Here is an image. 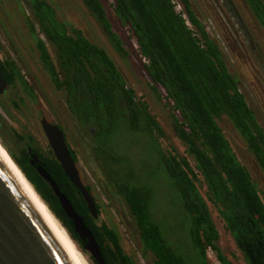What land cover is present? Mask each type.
<instances>
[{
	"label": "trees",
	"instance_id": "1",
	"mask_svg": "<svg viewBox=\"0 0 264 264\" xmlns=\"http://www.w3.org/2000/svg\"><path fill=\"white\" fill-rule=\"evenodd\" d=\"M25 1L24 5L18 4L24 16L25 38L52 84L65 94L68 110L83 137L93 138L107 184L127 203L144 255L151 257L153 264H211V252L220 264H233L219 245L221 235L210 202L247 262L264 264V200L260 183L256 173L240 160L220 122L227 119L231 123L263 176L264 127L241 91L239 77L231 73L224 47L209 33L189 0L179 2L181 12L176 10V0H115L114 14L136 40L149 77L146 85L156 100H166L175 135L195 166L188 157L163 151L162 140L167 136L164 127L107 48L91 42L82 29L67 21L57 0ZM81 1L104 29L117 55L129 64L130 51L114 31L104 1ZM244 1L264 29V0ZM7 18H12V14ZM49 47L54 50L55 59ZM21 72L12 58L3 60L0 56V73L8 88L20 87L34 97L33 87ZM16 102L12 105L18 108ZM124 128L147 137L165 164L185 215L184 242L169 238V234L173 236L172 228L163 221L166 218L158 215L149 180L142 179L131 161L120 157L111 146V139ZM15 160L83 249L85 242L49 184L30 165L28 157ZM46 168L95 235L106 263L138 264L125 252L115 228L97 224L80 190L59 162L49 159ZM98 211L100 214L99 206Z\"/></svg>",
	"mask_w": 264,
	"mask_h": 264
},
{
	"label": "rangeland",
	"instance_id": "2",
	"mask_svg": "<svg viewBox=\"0 0 264 264\" xmlns=\"http://www.w3.org/2000/svg\"><path fill=\"white\" fill-rule=\"evenodd\" d=\"M103 1L108 9L114 31L121 35L130 51L129 64L117 55L106 37L104 29L90 15L81 0H57L58 4L61 5L63 17L75 27L82 29L91 42L107 48L126 75L130 85L138 91L140 97L145 96L151 104L153 114L158 117L167 134L162 140L163 151L188 157L191 164L195 166L192 157L187 156L183 143L175 135L171 114L165 107L166 100L164 99L162 102L156 100L146 85L149 77L143 67L145 60L139 55L136 40L132 38L131 33L121 25L115 16V0ZM176 1L179 2V0ZM191 1H193L194 11L207 26L209 33L224 47L228 57L229 69L232 74L239 77L241 91L246 95L260 124L264 127V29L257 22L244 0ZM20 2L24 5L26 1L0 0V56L3 60L12 58L29 75L30 84L36 86L39 99L42 96L44 101H36L35 105L39 106L38 109L27 97L25 104H21V107L17 108L12 105V101L10 104V95L8 98L0 95V116L4 123L0 129V132L4 133H1V139L9 145V148L14 149L16 146L24 145L16 138L15 133L23 137H32L35 139V147L38 146L41 152L47 153V141L41 129L40 120L42 117L39 113L46 109V117L49 121H53L52 117L58 118L73 140L75 148L79 150L78 165L81 176L86 185L90 186L91 195L97 203V208L100 207V217L96 220L97 224L100 226L105 223L115 228L120 235L125 252L131 255L138 264H153V259L145 256L142 251L139 234L127 203L115 193L111 185L107 184L100 166L101 161L88 151V141L82 140L83 133L80 132V128L75 124L68 110L65 94L55 88L39 57L37 58L31 50L32 45L25 38L27 31L24 16L18 9ZM8 14H12V18H7ZM49 50L55 59L54 50L51 47ZM220 126L232 143L240 160L247 166L249 165L250 169L256 173L255 176L260 183L264 200V176L257 167L253 156L246 149L243 140L227 119H223ZM60 128L62 129L61 126ZM80 134H82L81 144L85 143L86 147L77 144L79 138L76 135ZM66 139L70 143L67 135ZM87 140L89 139L87 138ZM111 144L120 157H127L131 161L137 169L136 171L141 173L142 179L149 180L148 183L151 185L157 202L158 215L163 216V219L166 218L167 220L163 221L172 228L173 236L171 237L169 234V238H173L179 243L184 242L186 230L183 227V222L185 215L181 201L170 183L165 164L154 153L152 143L140 133L130 132L124 128L111 139ZM205 191L206 188H203L204 194ZM209 205L221 235L219 245L224 255L233 264H249L220 218L217 209L210 202ZM161 210L163 212L160 214ZM77 247L90 264H95L91 257L83 252V249L78 245ZM209 255L211 264H220L213 253L210 252Z\"/></svg>",
	"mask_w": 264,
	"mask_h": 264
},
{
	"label": "water",
	"instance_id": "3",
	"mask_svg": "<svg viewBox=\"0 0 264 264\" xmlns=\"http://www.w3.org/2000/svg\"><path fill=\"white\" fill-rule=\"evenodd\" d=\"M7 86L0 73V94H4ZM41 124L56 160L71 183L80 190L91 216L98 220L97 203L80 174L63 132L46 118ZM37 171L49 184L69 219L73 220L76 233L85 242L83 252L94 259L95 264H107L84 218L75 211L52 176L43 167H38ZM0 264H87L1 148Z\"/></svg>",
	"mask_w": 264,
	"mask_h": 264
},
{
	"label": "flooded vegetation",
	"instance_id": "4",
	"mask_svg": "<svg viewBox=\"0 0 264 264\" xmlns=\"http://www.w3.org/2000/svg\"><path fill=\"white\" fill-rule=\"evenodd\" d=\"M179 2H181V0H179ZM189 2H190V5H191V7H192V9H194L193 8V1H191V0H189ZM22 74H24L25 75V77L27 78V80H28V76L29 75H27V73L26 72H24L23 70H22V72H21ZM28 82H29V80H28ZM29 84H30V82H29ZM32 87H33V90H34V93H35V96L34 97H31L29 94H27L25 91H24V89H21L20 87L19 88H17V90H15V89H13V88H8V86H7V88H6V91L4 92V94H0L2 97H8L9 95H10V98H9V101H10V104H11V101L12 102H14V101H17L16 103H18V105L21 107V104H25V100H26V98L28 97L29 98V100H31L32 102H33V104L35 105V103H36V101L37 100H40V101H44L43 100V98H42V96H41V94H40V99H39V94H38V92L36 91V86L35 85H33V84H30ZM56 88V87H55ZM57 89V88H56ZM20 90H21V93H20ZM13 97V98H12ZM12 98V99H11ZM35 106H37V105H35ZM37 108L39 109V106H37ZM37 109V110H38ZM47 111H46V109H45V111L43 110V111H41L39 114L41 115V120H40V125H41V129H42V131H43V133H44V135H45V132H44V130H43V127H42V124H41V121H42V119H44V118H46L47 119V113H46ZM49 113V112H48ZM51 114V113H50ZM54 116V115H53ZM52 119H53V121H49V119H47L50 123H52V124H54V125H56L62 132H63V134H64V137H65V140H66V143H67V145H68V148H69V150H70V152H71V155H72V157L74 158V160H75V162H76V165H77V167H78V169H79V171H80V168H79V150L78 149H76L75 148V146H74V143H73V140L70 138V135L68 134V132L65 130V128H64V126H63V124L59 121V119L58 118H53L52 117ZM3 125H4V123H1V125H0V129L3 127ZM60 126L62 127V129L64 130H62L61 128H60ZM79 127V126H78ZM65 132H66V135L68 136V138H69V140H70V143H68V141H67V139H66V135H65ZM1 133H3L2 131L0 132V141L2 142L1 144H3V146L7 149V151H8V153L10 154V156H11V158L13 159V161H15L16 162V160L15 159H23V158H25V156L26 157H28V160H29V163H30V165L37 171V168L38 167H43L45 170H46V172H48L49 173V171H48V169L46 168V166L48 165V160L50 159H55L56 160V158H55V156H54V152H53V150H52V148H51V146H50V144H49V141H48V139H47V137H46V135H45V138H46V141H47V153H43V152H41V149L38 147V146H36L35 147V145H34V142H35V139H33L32 137H28V136H26V137H23V136H21V135H18L17 133H15V136H16V138H18L22 143H24V145L23 146H19V147H15L14 149H12V148H9V145H7V143H5V141H3L2 139H1ZM4 134V133H3ZM17 134V135H16ZM76 137L77 138H79V140H78V142H77V144H80V146L81 147H86L87 145L84 143V144H81V140H80V138H81V134L80 135H76ZM87 138L89 139V140H87ZM82 140L83 141H88V148H89V150L88 151H90V153L92 154V155H94V156H96L95 155V149H94V141H93V138L89 135V137H83L82 138ZM24 151L26 152V154H24ZM36 151V152H35ZM35 157H37V160H34V158ZM34 162V163H33ZM16 164L18 165V163L16 162ZM60 164V163H59ZM19 166V165H18ZM19 168H20V166H19ZM21 169V168H20ZM38 172V171H37ZM50 174V173H49ZM80 174H81V171H80ZM86 184V183H85ZM87 186H89V185H87ZM90 187V186H89ZM91 193V192H90Z\"/></svg>",
	"mask_w": 264,
	"mask_h": 264
},
{
	"label": "bare ground",
	"instance_id": "5",
	"mask_svg": "<svg viewBox=\"0 0 264 264\" xmlns=\"http://www.w3.org/2000/svg\"><path fill=\"white\" fill-rule=\"evenodd\" d=\"M0 148L3 150V152L6 154V156L9 158V160L13 163V165L17 168V170L21 173V175L24 177V179L27 181V183L30 185V187L32 188V190L35 192V194L37 195V197L39 198V200L42 202V204L45 206V208L48 210V212L51 214V216L54 218V220L57 222V224L60 226V228L63 230V232L66 234V236L70 239V241L73 243V245L76 247V249L78 250V252L81 254V256L84 258V260L86 261L87 264H90L87 260V258L83 255V253L79 250V248L77 247L76 243L72 240V238L70 237L69 233L67 232V230L65 229V227L61 224V222L57 219V217L54 215V213L50 210V208L47 206V204L44 202V200L40 197V195L36 192V190L34 189V187L32 186V184L28 181V179L26 178V176L24 175V173L21 171V169L19 168V166L16 164L15 161H13V159L11 158L10 154L8 153L7 149L3 146V144H1L0 141Z\"/></svg>",
	"mask_w": 264,
	"mask_h": 264
},
{
	"label": "built area",
	"instance_id": "6",
	"mask_svg": "<svg viewBox=\"0 0 264 264\" xmlns=\"http://www.w3.org/2000/svg\"><path fill=\"white\" fill-rule=\"evenodd\" d=\"M175 3H176V10L178 12H181L182 11V5L179 2H175Z\"/></svg>",
	"mask_w": 264,
	"mask_h": 264
}]
</instances>
